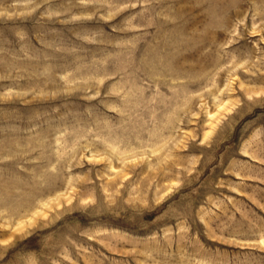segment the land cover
I'll return each instance as SVG.
<instances>
[{
    "label": "rangeland",
    "instance_id": "rangeland-1",
    "mask_svg": "<svg viewBox=\"0 0 264 264\" xmlns=\"http://www.w3.org/2000/svg\"><path fill=\"white\" fill-rule=\"evenodd\" d=\"M0 264H264V0H0Z\"/></svg>",
    "mask_w": 264,
    "mask_h": 264
}]
</instances>
